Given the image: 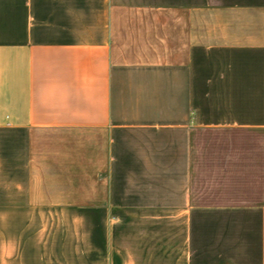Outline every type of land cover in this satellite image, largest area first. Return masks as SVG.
<instances>
[{"label": "crops", "instance_id": "crops-1", "mask_svg": "<svg viewBox=\"0 0 264 264\" xmlns=\"http://www.w3.org/2000/svg\"><path fill=\"white\" fill-rule=\"evenodd\" d=\"M0 264H264V0H0Z\"/></svg>", "mask_w": 264, "mask_h": 264}]
</instances>
